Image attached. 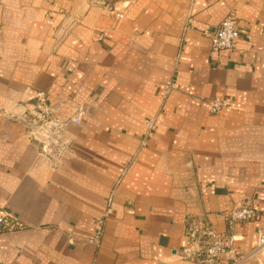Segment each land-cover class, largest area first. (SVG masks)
Segmentation results:
<instances>
[{
  "label": "crops",
  "instance_id": "1",
  "mask_svg": "<svg viewBox=\"0 0 264 264\" xmlns=\"http://www.w3.org/2000/svg\"><path fill=\"white\" fill-rule=\"evenodd\" d=\"M111 4L0 0V208L25 226L0 235V264H193L181 256L188 215L251 253L264 233V0ZM230 16L236 47L215 52L205 33ZM38 92L64 117L83 108L56 167L16 116ZM212 99L227 102L220 114ZM245 202L258 218L230 226Z\"/></svg>",
  "mask_w": 264,
  "mask_h": 264
},
{
  "label": "built area",
  "instance_id": "2",
  "mask_svg": "<svg viewBox=\"0 0 264 264\" xmlns=\"http://www.w3.org/2000/svg\"><path fill=\"white\" fill-rule=\"evenodd\" d=\"M108 11L115 10V4L105 5ZM210 39L213 51H230L236 47L239 39V27L233 16L226 18L214 33L206 32ZM177 89L175 82H166L160 94L165 102L171 93ZM227 106V102L212 99L208 102L209 112L213 115L220 114ZM20 111L18 120L26 127L27 137L30 142L40 149L42 156L56 167L65 163L72 154V139L68 135V129L72 125L82 124L83 108H76L68 116L60 114V106H49L48 97L44 92L36 93L35 103H21L17 105ZM158 122V116L151 117L145 124L146 137L142 141V147L147 145L148 138L152 134ZM114 192L107 199L106 210L98 220V228L95 230L92 242L100 245L104 234V227L113 214ZM258 213L250 202H245L226 213V219L230 226L240 222L253 221L258 218ZM186 236L188 243L181 250L184 261L193 264H246L256 254L264 251V233L258 231V245L248 254H239L235 247V238L219 232L205 219H198L193 215L186 217ZM25 228L24 224L5 208H0V235L7 232H18ZM73 244V238L70 237Z\"/></svg>",
  "mask_w": 264,
  "mask_h": 264
},
{
  "label": "rangeland",
  "instance_id": "3",
  "mask_svg": "<svg viewBox=\"0 0 264 264\" xmlns=\"http://www.w3.org/2000/svg\"><path fill=\"white\" fill-rule=\"evenodd\" d=\"M97 3H102V5H110L111 3H116V2H126L129 0H94Z\"/></svg>",
  "mask_w": 264,
  "mask_h": 264
}]
</instances>
